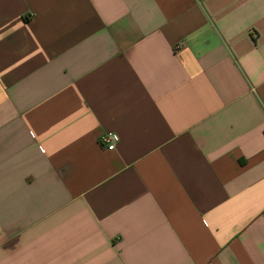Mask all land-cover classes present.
<instances>
[{
    "label": "crops",
    "instance_id": "1",
    "mask_svg": "<svg viewBox=\"0 0 264 264\" xmlns=\"http://www.w3.org/2000/svg\"><path fill=\"white\" fill-rule=\"evenodd\" d=\"M0 264H264V0H0Z\"/></svg>",
    "mask_w": 264,
    "mask_h": 264
},
{
    "label": "built area",
    "instance_id": "2",
    "mask_svg": "<svg viewBox=\"0 0 264 264\" xmlns=\"http://www.w3.org/2000/svg\"><path fill=\"white\" fill-rule=\"evenodd\" d=\"M118 140L119 135L115 132L104 133L99 137V143L105 146L108 150L114 149L115 144Z\"/></svg>",
    "mask_w": 264,
    "mask_h": 264
}]
</instances>
